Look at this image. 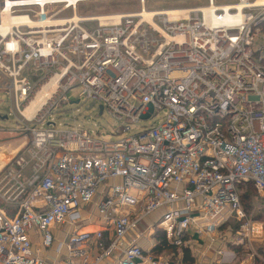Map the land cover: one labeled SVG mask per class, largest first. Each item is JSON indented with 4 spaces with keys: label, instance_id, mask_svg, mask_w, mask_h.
<instances>
[{
    "label": "built area",
    "instance_id": "obj_1",
    "mask_svg": "<svg viewBox=\"0 0 264 264\" xmlns=\"http://www.w3.org/2000/svg\"><path fill=\"white\" fill-rule=\"evenodd\" d=\"M89 1L0 2V92L30 136L0 174V200L16 211L9 216L0 206V264H46L32 232L51 248L53 227L80 221L102 187L96 206L113 240L106 247L103 231L74 232L64 264H100L116 254L117 264H184L180 255L146 254L140 246L155 224L126 241L158 211L157 229L180 249L193 228L214 242L232 220L242 223L237 245L260 235L263 227L246 220L238 186L251 183L264 196V5L208 0L149 11L140 0L137 13L77 17L79 4ZM258 40L263 45L256 50ZM54 78L44 111L25 118ZM76 88L77 101L84 98L120 122L116 134L157 120L111 142L83 128H58L46 109L69 103ZM90 243L101 254L92 258L72 247Z\"/></svg>",
    "mask_w": 264,
    "mask_h": 264
},
{
    "label": "rangeland",
    "instance_id": "obj_2",
    "mask_svg": "<svg viewBox=\"0 0 264 264\" xmlns=\"http://www.w3.org/2000/svg\"><path fill=\"white\" fill-rule=\"evenodd\" d=\"M239 0H218L217 3H238ZM255 0H247L251 3ZM1 2V0H0ZM197 5L195 0H147L146 9L149 11L161 10L167 8H184ZM142 4L140 0H104V1H94L88 3H81L77 8V14L79 16H107V15H119V14H129L137 13L141 10ZM254 13L253 11H249ZM72 12H66L63 16H71ZM263 43L258 40L255 49L258 50L262 47ZM264 55V52H263ZM81 92L80 88H76L70 94L69 103H58V105L49 106L46 111L48 114L51 113V118L54 119L52 123L56 124L58 128L63 129H74L83 128L93 133L105 141H119L130 135L137 134L141 132L145 127L152 126L155 121L142 122L140 125L133 127V131L126 135L116 134L119 129L120 122L115 119L108 111L104 110L101 114L99 111V106L94 107L93 110L89 111L90 102H86L84 98L81 99V103L78 105H71V102H76L78 100L79 94ZM76 96V98H74ZM0 114L7 118H0L1 128L11 129L10 132L7 130L0 133V174L5 170V164H7L15 155L13 151L17 150V146L27 145L30 141V136L23 131V124L25 120L19 114L15 112V106L13 101L5 93L0 92ZM163 114H160L158 119H161ZM14 131V132H13ZM7 153V155H6ZM9 156L8 158L6 156ZM246 188L243 187L240 193H246ZM253 195L252 200H248L244 205V208L250 207L251 210L249 214L246 213V220L252 221L253 223H259L263 227L260 235L252 236L250 241L246 240L240 245L235 242L237 231L240 230L241 222L237 220H232L228 223L222 230V240L224 244L227 245V253L235 255V261H242V264H249V262L257 264H264V196L260 195L258 192L249 191ZM153 220L144 221L141 223L139 229L145 228L152 224ZM155 221V220H154ZM158 222V221H157ZM156 221L154 234L156 235L161 230L157 229ZM146 224V226H145ZM144 229V230H145ZM163 233V232H162ZM166 257L176 256L177 253H165ZM253 259L252 261H250ZM240 262V261H239ZM238 262V263H239ZM237 263V264H238Z\"/></svg>",
    "mask_w": 264,
    "mask_h": 264
},
{
    "label": "crops",
    "instance_id": "obj_3",
    "mask_svg": "<svg viewBox=\"0 0 264 264\" xmlns=\"http://www.w3.org/2000/svg\"><path fill=\"white\" fill-rule=\"evenodd\" d=\"M197 5L195 6H190V7H184V8H195V7H201V6H206L208 0H195ZM218 0H216L217 2ZM218 4H233V3H218ZM172 9H180V8H167V9H161V10H172ZM0 118H7L6 115L2 116L0 114ZM10 132L11 129L7 128H1L0 126V133H3L5 131ZM14 132V131H13ZM30 142V141H29ZM25 143L23 142L21 146H17V150L13 151V154L15 153L14 159L19 153H22L25 148L29 145H24ZM7 155V153H6ZM5 155V156H6ZM1 154H0V162L1 160ZM7 158L9 156H6ZM12 159L5 164L4 166L6 167ZM1 164V163H0ZM105 188L102 187L99 190L100 197L95 200V202L89 206H85L83 209V215L82 219L75 224H65V225H56L53 227V233H54V245L47 249L43 247L42 244V235L38 231H33L31 235L32 243L34 249H40L42 251L43 258L46 261V264H64L68 259H69V244H68V238L71 234L74 232H89V233H96L99 231H103V243L107 247L108 245L111 244L114 233L113 230L111 229L110 225L106 223L104 217L100 214L98 207L96 206L97 202L104 197L105 194ZM0 206L5 209L8 213L9 216H14L16 211L15 207L11 205L4 204L0 200ZM162 216V212L158 211L155 212L154 214L148 216L144 221H151L152 224L153 222H157ZM155 220V221H154ZM143 221V222H144ZM142 222V223H143ZM150 223V226L152 225ZM141 226V225H140ZM146 226V224H145ZM149 227V226H147ZM138 226V229L132 231L130 237L126 241H130L129 239L131 238H136L139 234H144L146 235L148 232V229L142 228ZM224 228V227H223ZM145 229V230H144ZM194 228L190 231V236L189 241L186 246L191 250L192 257L194 259L193 264H242V261H235V258L227 257V245L224 244V241L222 240V235L217 237V240L214 242H211L210 239L208 238H199V236L193 231ZM223 229H221L222 232ZM154 232L148 233L143 239L139 240L140 246L144 249L146 252H151L154 253V249L158 245V241L156 240L155 235H153ZM73 248H83L86 249L89 253V255L94 258L97 255L101 254L100 250L97 248L96 243H90L88 245H74L72 246ZM183 247V248H184ZM182 248V249H183ZM182 249H178L177 255H180L182 257V260H184V252ZM219 250H222L224 253H226V257L221 258L219 255ZM155 254V253H154ZM120 258L119 254L113 255L109 258H107L105 261H102L100 264H117L118 259ZM257 264V261H254ZM251 264V262H249Z\"/></svg>",
    "mask_w": 264,
    "mask_h": 264
},
{
    "label": "bare ground",
    "instance_id": "obj_4",
    "mask_svg": "<svg viewBox=\"0 0 264 264\" xmlns=\"http://www.w3.org/2000/svg\"><path fill=\"white\" fill-rule=\"evenodd\" d=\"M68 1L76 2L77 0H68ZM91 1H101V0H90L89 2ZM250 4L252 5L254 4V6H262L264 5V0H257L255 3H250ZM245 5L247 4L245 3ZM237 7L239 9H242V5H238ZM77 17H79L78 14ZM145 17L148 19L150 16L147 15ZM4 26L5 27L10 26L9 19H5ZM56 84H57V78H54L39 90L36 97L31 101V103L28 105L26 110L23 112L25 118L31 120L35 116L41 114L42 111H44L45 107L49 104V99H51V97H53V94L55 93Z\"/></svg>",
    "mask_w": 264,
    "mask_h": 264
},
{
    "label": "trees",
    "instance_id": "obj_5",
    "mask_svg": "<svg viewBox=\"0 0 264 264\" xmlns=\"http://www.w3.org/2000/svg\"><path fill=\"white\" fill-rule=\"evenodd\" d=\"M243 187L246 188L245 191L248 190V192L246 193H240V198H241V204L244 205L246 202H248V200H252L253 199V195H251L249 193V191H254V193L257 192L255 186L251 183L249 184H241L238 186V190L239 192H241V190L243 189ZM244 202V204H243ZM243 208V207H242ZM251 210L250 207H245L244 208V211L246 213L249 214V211ZM156 240L158 241V245L156 246V248L154 249V253L155 255L157 256H165L164 254L165 253H177L178 252V247L175 246L173 243H171L166 235L164 233L161 232H158L156 235ZM183 252H184V260H183V263L184 264H193L194 263V259L192 257V254H191V250L187 247H184L183 249Z\"/></svg>",
    "mask_w": 264,
    "mask_h": 264
},
{
    "label": "water",
    "instance_id": "obj_6",
    "mask_svg": "<svg viewBox=\"0 0 264 264\" xmlns=\"http://www.w3.org/2000/svg\"><path fill=\"white\" fill-rule=\"evenodd\" d=\"M78 105V104H80V101H76L75 103H72L71 105ZM94 103H92L90 106H89V108H88V110L89 111H91V110H93L94 109ZM99 111H100V114L103 112V108L101 107L100 109H99Z\"/></svg>",
    "mask_w": 264,
    "mask_h": 264
}]
</instances>
